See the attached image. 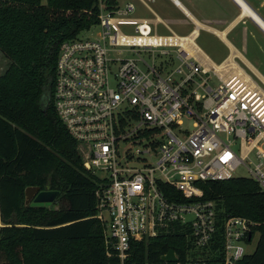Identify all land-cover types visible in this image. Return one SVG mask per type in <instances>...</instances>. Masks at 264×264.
I'll use <instances>...</instances> for the list:
<instances>
[{
  "label": "built area",
  "instance_id": "2783aa9c",
  "mask_svg": "<svg viewBox=\"0 0 264 264\" xmlns=\"http://www.w3.org/2000/svg\"><path fill=\"white\" fill-rule=\"evenodd\" d=\"M100 10L98 37L62 43L54 98L97 182L109 264H238L256 225L222 216L198 184L244 167L264 191V90L232 63L199 62L186 41L195 31L158 35L131 4ZM176 232V261H132L138 243Z\"/></svg>",
  "mask_w": 264,
  "mask_h": 264
},
{
  "label": "trees",
  "instance_id": "16d2710c",
  "mask_svg": "<svg viewBox=\"0 0 264 264\" xmlns=\"http://www.w3.org/2000/svg\"><path fill=\"white\" fill-rule=\"evenodd\" d=\"M115 0H0V264H109L96 215L95 178L55 109L62 43L99 25ZM222 216L252 221L256 250L238 264H264V191L248 178L200 183ZM28 187L60 192L51 207L25 204ZM220 234V232L218 233ZM179 233L140 242L136 259L181 254Z\"/></svg>",
  "mask_w": 264,
  "mask_h": 264
},
{
  "label": "crops",
  "instance_id": "0c3cea01",
  "mask_svg": "<svg viewBox=\"0 0 264 264\" xmlns=\"http://www.w3.org/2000/svg\"><path fill=\"white\" fill-rule=\"evenodd\" d=\"M199 1L115 0L119 7L133 5V16L150 22L156 34H159L157 30L160 28L173 32L174 29L191 23L194 26L192 32L195 31L198 36L201 30L214 35L217 39L215 42L222 49L219 63L196 44L201 51L196 47L200 54H197L198 61L207 68L232 63L237 71L247 75L261 87L250 75L252 73L264 87V75L259 69H264V27L245 14L237 0H203V10L202 2ZM242 1L264 23V0ZM198 15H203V20ZM187 36L189 35L181 37Z\"/></svg>",
  "mask_w": 264,
  "mask_h": 264
},
{
  "label": "rangeland",
  "instance_id": "374dc122",
  "mask_svg": "<svg viewBox=\"0 0 264 264\" xmlns=\"http://www.w3.org/2000/svg\"><path fill=\"white\" fill-rule=\"evenodd\" d=\"M201 2H202V4H201L202 7L201 8L203 10V0L199 1V3H201ZM120 8H122V7H120ZM197 17L200 20H203V15L202 16L198 15ZM193 29H194V26L191 25V23H188V24H186V25H184L182 27L174 29L173 32H171L170 30H167L165 28H160L157 31L159 33L158 35H171V34L174 33V34L179 35L181 37V36H185V35H190ZM100 31H101L100 28H98L97 26H94L90 30L82 32L80 34V37L83 38V39L91 38V37H98ZM215 40H217V39H216V37L214 35L201 30L200 33H199L198 38L195 40V43L202 50L208 52L209 55L211 56L212 60H214L218 64L219 63L218 61H220L219 58L221 57L222 49L220 47L221 45L217 44L215 42ZM120 50L121 49L118 48V51H120ZM120 54L121 55L116 54V56L118 58H122V59L128 58V54L127 53H120ZM145 59L150 62L148 57H145ZM8 65H9V62L6 60V58L0 52V76L6 71V69L8 68ZM259 69H261L260 71L264 75V69H262V68H259ZM250 75L256 80V82L259 85H261L262 88H264L262 83L258 79H256L252 73ZM211 84H212V86L216 87L218 85V80L216 78H213L211 80ZM188 125L191 127L192 123L189 122ZM78 152H79V154H81L80 153V148H78ZM252 159L255 162L258 161V159H256L254 156L252 157ZM234 176L236 178H248L249 174H248V172L246 171V169L244 167H240L234 173ZM258 240H259V234H255L254 237H253L252 242L244 244V247H245V249H246L248 254L254 253V251L256 250V247H257Z\"/></svg>",
  "mask_w": 264,
  "mask_h": 264
},
{
  "label": "water",
  "instance_id": "95a60500",
  "mask_svg": "<svg viewBox=\"0 0 264 264\" xmlns=\"http://www.w3.org/2000/svg\"><path fill=\"white\" fill-rule=\"evenodd\" d=\"M60 192L52 191L46 188L40 190L39 187H28L25 191V204L33 207H51L59 197ZM251 238V236L249 237ZM163 261L174 262L176 261L175 251H169L161 258Z\"/></svg>",
  "mask_w": 264,
  "mask_h": 264
},
{
  "label": "bare ground",
  "instance_id": "6f19581e",
  "mask_svg": "<svg viewBox=\"0 0 264 264\" xmlns=\"http://www.w3.org/2000/svg\"><path fill=\"white\" fill-rule=\"evenodd\" d=\"M240 5L242 6V8L244 9V13L247 15H250L251 17H253L257 22H259L260 25H262L264 27V23L248 8V6L242 1V0H237ZM198 38L197 33H194L192 36L187 38V42L189 44L190 47V51L197 53L198 55H200L198 52L200 51L198 46H196L195 44V40ZM199 50L197 52V49ZM201 52V51H200ZM241 73V72H240Z\"/></svg>",
  "mask_w": 264,
  "mask_h": 264
}]
</instances>
